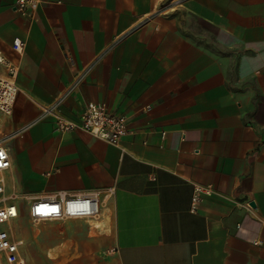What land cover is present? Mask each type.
<instances>
[{"label": "crops", "instance_id": "1", "mask_svg": "<svg viewBox=\"0 0 264 264\" xmlns=\"http://www.w3.org/2000/svg\"><path fill=\"white\" fill-rule=\"evenodd\" d=\"M0 51L18 87L0 112V205L18 216L1 227L24 264L35 242L57 264H90L65 253L83 242L115 264H264V0H0ZM88 101L126 114L118 144L55 129ZM106 188L90 233L30 221L36 198Z\"/></svg>", "mask_w": 264, "mask_h": 264}, {"label": "built area", "instance_id": "2", "mask_svg": "<svg viewBox=\"0 0 264 264\" xmlns=\"http://www.w3.org/2000/svg\"><path fill=\"white\" fill-rule=\"evenodd\" d=\"M42 1L14 0V8L21 14H27L31 5ZM23 45V40L15 37L11 48L16 53H20ZM16 75V65L0 51V112L3 114H10L18 92ZM54 126L60 132L80 129L111 144H118L128 131V118L125 113L111 111L104 104L88 101L76 120L58 117L54 120ZM10 165L8 150L0 137V201L4 199L3 173ZM200 189V186L194 187L191 197L192 209L195 208L198 200L197 192ZM101 193L104 196H110L113 190L112 188L91 189L72 196L58 192L56 195L36 198L28 206V215L34 222H61L64 232L69 230L75 235L87 234L98 227L97 217L101 208L99 197ZM17 216L18 208L15 204L0 205V253L4 254L8 263L24 264L18 255L20 241L13 240L7 230L1 227L3 223ZM109 250L112 251L113 248Z\"/></svg>", "mask_w": 264, "mask_h": 264}, {"label": "rangeland", "instance_id": "3", "mask_svg": "<svg viewBox=\"0 0 264 264\" xmlns=\"http://www.w3.org/2000/svg\"><path fill=\"white\" fill-rule=\"evenodd\" d=\"M31 223L33 224H40L37 222H34L32 219H30ZM22 243V241H21ZM34 248H32L31 253L33 256V262H31L30 264H57V256H61L60 252L62 251V249H60V247L56 244H53L52 246L49 245L47 248H44L43 250H40V247L38 246L37 242H35L33 244ZM91 249V263L90 264H115L113 261H110L111 259V254L112 252L109 250V248H103V247H99L96 246L95 243L89 242L88 244L83 242L80 245H76L75 247H73L72 249H66L65 253L66 256L69 258L73 256V258H75L76 260H78V258H81L82 256H85L86 254L85 251ZM68 251H70L71 253H68ZM20 252L22 254L23 252V246L21 244L20 246ZM51 256L49 257L51 261L49 262H44L45 257L47 256ZM72 260L70 259L69 262L67 261V264H81L78 262H71ZM26 264V263H25ZM61 264V262L59 263Z\"/></svg>", "mask_w": 264, "mask_h": 264}]
</instances>
